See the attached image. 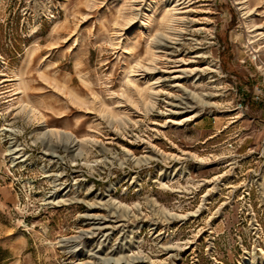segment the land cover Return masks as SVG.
Returning <instances> with one entry per match:
<instances>
[{"label": "rangeland", "instance_id": "1", "mask_svg": "<svg viewBox=\"0 0 264 264\" xmlns=\"http://www.w3.org/2000/svg\"><path fill=\"white\" fill-rule=\"evenodd\" d=\"M150 1L0 0V264L264 256V29L251 22L264 27V0H183L176 51L156 62L181 76L148 112L129 80L146 85L130 70L162 31L166 0L148 27L135 15ZM185 88L194 106L170 114ZM43 119L89 139L85 153L52 156Z\"/></svg>", "mask_w": 264, "mask_h": 264}, {"label": "bare ground", "instance_id": "2", "mask_svg": "<svg viewBox=\"0 0 264 264\" xmlns=\"http://www.w3.org/2000/svg\"><path fill=\"white\" fill-rule=\"evenodd\" d=\"M154 3H155V0H151L150 3L148 4V6L146 7L145 11H139V12L135 13V15H137L138 17H142L141 18L142 20L140 21L141 27H148L149 26L150 23L147 20L148 14L146 11H148V10L151 11V8H152L151 6ZM164 4H166V7H165L166 11L162 17V31H160L158 33V36L155 40V43L153 46L154 50L152 51V58L150 59V62L145 66L141 62H138L137 64L133 65L131 67V70H130L133 73V76L144 78L146 81V85L144 87H142V86L138 85L136 82H134V81L132 82V80H129V87H130V91L132 92V94L134 96H136L138 98L139 102H141L142 104H144L146 106V108L148 109L147 110L148 112H150L152 109H154V107L157 104V100H158V96H159V92H160L159 90H157V88L161 84V82L166 81V80H170L172 78H179L181 76V75H176V76L174 75L171 77V76L166 74V72H169V71L159 69L158 66L156 65V62L158 59L157 52L163 51V52L168 53L171 56L174 55L176 48H177L175 44L178 43V41H179L178 38L181 36V34L175 33L174 24L179 22V21L185 22V20H187L189 18L188 14H186L185 16H181L180 14H185L189 10H182L184 8V6H182V5L185 4V1H183V0H166V2H164ZM242 7H243V9H249L250 10V7L246 3H243ZM249 10H247V11L249 12ZM251 22H253L254 27H257V28L259 27V28L264 29V27L257 26V24L254 21H251ZM254 30H256V29H254ZM256 34H258V35L263 34V36H264V31H261V32L256 33ZM167 38L170 39V41ZM195 57H204V56H203V54H196ZM180 70L182 73L187 74V71H185L184 69H180ZM213 71H216V70H213ZM191 73H194L193 69L191 70ZM173 86H182V85L179 82H176ZM185 92L187 93V96L177 97L175 100H171L168 103V105L170 106L169 107V110H170L169 113L170 114H174V115L180 114L181 112H183L182 110L184 108L187 109L188 107L194 106V104L192 103L191 97L189 95H192V97H195V93L188 91V89H186V88H185ZM122 96H123L122 98L124 100H122L120 102H126V101L129 102L130 101L133 105H135V103L132 101V99L128 95L123 94ZM202 103L206 105L208 102L202 101ZM209 104H211V103H209ZM26 105H29V103H27ZM32 109H33V107L31 106L30 111ZM197 114L198 113H195L193 115L197 116ZM41 115H42V113H41ZM189 119H190V117H186L180 121H178V120H170V121H172L173 123H176V124H181L182 122L189 120ZM43 121L45 122L46 119H43L42 122ZM44 122H43L44 130L41 132V134L37 138L40 139L41 141H43L45 143V145L47 146V148L49 150H51L49 153H51L52 156L57 157V158L61 157V155H59L57 153V149L60 145L64 148V150L72 151V152L76 153L75 156H77V157H81L85 153L84 151H85V149H87L88 143L90 142L89 139H87V138L79 139L71 131H66V130H63V129H60L57 127H49L47 125V123L46 122L44 123ZM10 152L11 153H17L18 149L12 148ZM47 152H48V150H47ZM15 157H16V155H15ZM64 196L65 195H62L60 197L59 194L55 193V194L50 195L48 197L47 202L48 203L66 202L68 200V198H65ZM254 262H255L254 264H264V256H262L258 259H254ZM76 264H85V263L79 262ZM242 264H251V263L246 260Z\"/></svg>", "mask_w": 264, "mask_h": 264}]
</instances>
